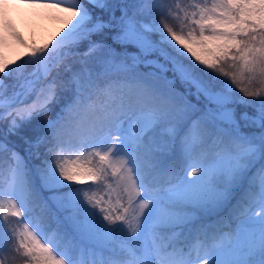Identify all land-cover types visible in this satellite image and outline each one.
Segmentation results:
<instances>
[{
  "label": "snow or ice",
  "instance_id": "1",
  "mask_svg": "<svg viewBox=\"0 0 264 264\" xmlns=\"http://www.w3.org/2000/svg\"><path fill=\"white\" fill-rule=\"evenodd\" d=\"M0 264H264V0H0Z\"/></svg>",
  "mask_w": 264,
  "mask_h": 264
},
{
  "label": "rangeland",
  "instance_id": "2",
  "mask_svg": "<svg viewBox=\"0 0 264 264\" xmlns=\"http://www.w3.org/2000/svg\"><path fill=\"white\" fill-rule=\"evenodd\" d=\"M72 0H63V3H71ZM9 19L16 25L24 39L31 43L33 39L39 41L53 32L58 25L45 17L31 15V10L13 8L9 11ZM21 51H23L21 49Z\"/></svg>",
  "mask_w": 264,
  "mask_h": 264
}]
</instances>
